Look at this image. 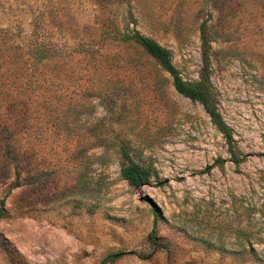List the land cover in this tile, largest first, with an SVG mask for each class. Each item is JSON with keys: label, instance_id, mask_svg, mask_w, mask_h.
<instances>
[{"label": "rangeland", "instance_id": "1", "mask_svg": "<svg viewBox=\"0 0 264 264\" xmlns=\"http://www.w3.org/2000/svg\"><path fill=\"white\" fill-rule=\"evenodd\" d=\"M130 12L189 81L211 14L207 71L241 163L200 103L105 36ZM33 32L52 54L36 67ZM5 125L21 175L0 158V264H264V0H0ZM121 144L157 178L131 187Z\"/></svg>", "mask_w": 264, "mask_h": 264}, {"label": "trees", "instance_id": "2", "mask_svg": "<svg viewBox=\"0 0 264 264\" xmlns=\"http://www.w3.org/2000/svg\"><path fill=\"white\" fill-rule=\"evenodd\" d=\"M99 3L103 0H96ZM211 18V14L208 13L207 18L203 19L199 24V39L201 46V55L203 61V68L199 78L195 80H185L175 67L172 61V53L170 49L159 43L156 39L146 34L141 33L136 29L138 19L133 15L132 12L129 13L127 23H132V28L128 31L105 29V36L108 38L118 39L124 43L132 45L134 48H138L143 51L147 56H149L154 65L160 71L166 72L170 79L173 88L180 95L189 98L191 101L198 102L202 105L205 112L208 114L212 124L222 133L228 151L231 155V161L237 165L243 161V156L238 154L234 147V140L232 135V129L226 124L222 118L219 110L216 96L212 89V84L207 71L209 63V50L210 35L208 20ZM113 31V32H112ZM29 43L27 51L28 59L32 60V64L36 67L38 64H43L52 55L49 52V48L46 47L42 39L36 32L29 35ZM89 50H92L91 44H88V48L85 50H80V48H74L72 52H84L85 55L89 54ZM92 51L90 53H93ZM97 52V51H96ZM84 55V56H85ZM91 56V54H89ZM22 57V56H21ZM17 61V60H16ZM21 60L20 62H22ZM25 61V60H24ZM19 70L14 78H19L22 74L23 68L21 65L18 66ZM34 69L31 68V73ZM33 74V73H32ZM27 75V74H26ZM30 75V74H29ZM22 85V82H18V86ZM22 98L23 105L27 103ZM15 130L11 129L9 126L5 125L0 128V141L2 142V150L0 158L13 163L15 171V186L20 184L19 176L21 175V170L18 167V160L20 157L16 156L15 148L13 146ZM120 156L123 159L120 165V176L126 180V182L133 188L140 187L142 185L149 184L152 177L157 178V172L151 166L141 164L132 159L129 153V148L126 144H121L120 146ZM24 168V167H22ZM2 206V202H1ZM150 240L154 245L155 250L164 249L166 246L159 242L158 237L155 232L150 234ZM116 257V254L108 256L105 261H112Z\"/></svg>", "mask_w": 264, "mask_h": 264}]
</instances>
